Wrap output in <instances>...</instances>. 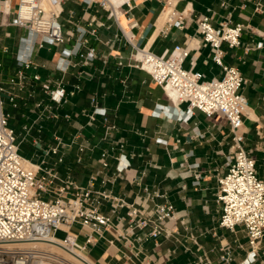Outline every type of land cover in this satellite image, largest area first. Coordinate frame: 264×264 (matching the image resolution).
Instances as JSON below:
<instances>
[{"label": "crops", "instance_id": "0c3cea01", "mask_svg": "<svg viewBox=\"0 0 264 264\" xmlns=\"http://www.w3.org/2000/svg\"><path fill=\"white\" fill-rule=\"evenodd\" d=\"M18 1L0 0L4 12L0 85L20 155L38 163L43 156L35 141L41 149L57 146L62 155L60 176H69L74 184L85 186L92 178L96 191L146 212L165 200L174 207L175 219L163 223L172 232L170 237L140 245L135 237L141 233L136 231L131 245L125 246L114 232L105 231L87 255L96 264H221L220 256L228 252L231 264H239L249 251L245 231L219 228L220 208L215 201L216 179L225 172L229 154L228 124L220 114L206 117L195 110L185 119L187 105L178 103L173 90L157 86L137 68L131 44L158 56L186 46L189 55L183 67L211 79L221 71L201 42L194 19L207 16L216 25L229 15L233 23L244 26L240 47L222 44L221 48L224 63L236 67L245 80L242 93L248 115L240 129L243 146L255 161L258 177L264 178V0H120L116 3L122 14L118 25L98 3L60 0L55 11L64 42L33 46L38 39L10 24ZM125 2L132 4L131 10ZM168 10L183 13L187 21L167 29L163 15ZM80 34L85 41L79 50L82 57L72 55ZM258 43L261 48H256ZM90 48L95 52L92 61L84 59ZM21 59L31 62L23 70L24 82L17 79ZM60 87L65 89L64 98L58 104L50 102V92ZM92 98L99 109L93 122L87 117ZM104 151L107 169L101 166ZM45 160L50 165L54 157ZM121 166V177H112ZM150 191L162 198L147 199ZM109 209L107 203L101 207L105 215ZM253 264H264V237Z\"/></svg>", "mask_w": 264, "mask_h": 264}, {"label": "built area", "instance_id": "2783aa9c", "mask_svg": "<svg viewBox=\"0 0 264 264\" xmlns=\"http://www.w3.org/2000/svg\"><path fill=\"white\" fill-rule=\"evenodd\" d=\"M86 1L98 3L118 25L122 14L116 3ZM59 4L60 0H19L10 24L26 29L35 40H39L33 41L32 46L62 44L64 33L55 11ZM124 5L128 11L132 9L130 2ZM255 10L260 9L257 6ZM3 17L4 12L0 9V25ZM185 21L187 18L183 13L171 10L166 20L167 29L179 28ZM193 22L201 42L210 50L211 61L221 71L219 77L206 79L199 71L185 69L183 63L189 55L186 46H175L168 55L158 56L146 48L130 44L135 50L137 68L150 75L157 86L173 90L178 103L187 105L185 119L190 118L195 110L206 117L220 114L227 122L231 138L225 172L216 179L215 201L220 208L217 224L231 233L237 227L244 229L249 251L239 264H253L264 237V178L258 177L255 161L243 146L244 134L240 129L248 115L247 99L242 93L245 80L236 67L224 63L221 48L222 44L229 48L240 47L244 26L233 23L229 15L216 25L207 16L195 18ZM82 36L80 34L73 56L80 55V47L85 43ZM261 47L262 43L256 45V48ZM94 57V49L90 48L84 59L92 61ZM18 67L17 79L24 82L23 70L29 69L31 62L21 59ZM32 78L38 81L37 75ZM43 89L48 90V86L43 85ZM3 93L0 85V264H89L78 257L76 259L74 250L78 241L82 239L80 251L87 256L88 248L105 231L114 232L125 246L131 245L130 237L136 231L141 233L135 237L140 245L171 236L172 232L163 226L165 221L175 219L174 207L169 201L157 203L146 212L109 193L96 191L92 178L85 186H78L69 176H60L58 166L62 163V155L57 146L41 149L39 141H35L42 160L34 163L22 157L18 136L9 125V115L3 108ZM64 96L65 89L60 87L50 92L49 100L58 104ZM13 100L10 97L9 101ZM90 105L87 117L93 122L99 111L95 98L91 99ZM50 156L54 161L49 165L45 158ZM106 157L107 153L102 152L103 169L108 168ZM123 167L117 168L111 176L121 177ZM104 182H110V179ZM146 198L153 200L162 196L150 191L146 192ZM105 203L110 207L109 215L101 211ZM61 226L66 232L58 237ZM63 254L71 259H66ZM219 259L221 264H231L232 256L224 252Z\"/></svg>", "mask_w": 264, "mask_h": 264}, {"label": "bare ground", "instance_id": "6f19581e", "mask_svg": "<svg viewBox=\"0 0 264 264\" xmlns=\"http://www.w3.org/2000/svg\"><path fill=\"white\" fill-rule=\"evenodd\" d=\"M111 3H119V1L120 0H109ZM169 12H170V10H168V11H166L165 13H164V18L166 19L167 17H168V14H169ZM162 17V16H161ZM253 115V114H252ZM252 117V116H251ZM250 117V118H251ZM253 119V118H252ZM66 232V228L64 227V226H61L60 227V231H59V233H62V234H64ZM61 236V235H60ZM58 239V238H57ZM51 249L53 250L54 248H52L51 247ZM56 249V248H55ZM74 254L76 255V259H77V257L79 258V259H82V260H84V261H87L89 264H94L93 262H92V260H90L84 253H82L80 250H78L77 248L74 250ZM64 255V257L66 258V259H71V257L69 256V255H67V254H63ZM78 260V259H77Z\"/></svg>", "mask_w": 264, "mask_h": 264}, {"label": "rangeland", "instance_id": "374dc122", "mask_svg": "<svg viewBox=\"0 0 264 264\" xmlns=\"http://www.w3.org/2000/svg\"><path fill=\"white\" fill-rule=\"evenodd\" d=\"M60 235L63 236L64 234H62V233H58V234H57L58 237H61ZM81 245H82V239H80V240L78 241V244H77L76 248H77L78 250H80ZM87 257H88L90 260H92L88 255H87ZM92 262H93V260H92ZM93 263L96 264L95 262H93Z\"/></svg>", "mask_w": 264, "mask_h": 264}]
</instances>
